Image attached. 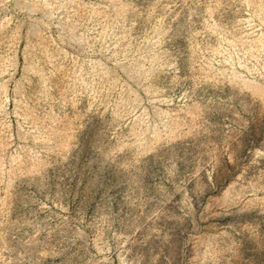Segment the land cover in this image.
I'll return each mask as SVG.
<instances>
[{"label":"rangeland","instance_id":"374dc122","mask_svg":"<svg viewBox=\"0 0 264 264\" xmlns=\"http://www.w3.org/2000/svg\"><path fill=\"white\" fill-rule=\"evenodd\" d=\"M0 264H264V0H0Z\"/></svg>","mask_w":264,"mask_h":264}]
</instances>
